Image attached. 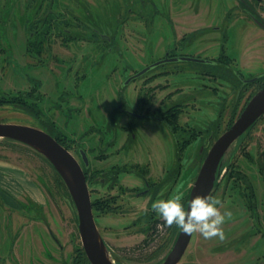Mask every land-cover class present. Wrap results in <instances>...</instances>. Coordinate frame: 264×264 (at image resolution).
Segmentation results:
<instances>
[{
	"label": "rangeland",
	"instance_id": "obj_1",
	"mask_svg": "<svg viewBox=\"0 0 264 264\" xmlns=\"http://www.w3.org/2000/svg\"><path fill=\"white\" fill-rule=\"evenodd\" d=\"M231 1L0 0V96L31 94L27 101L40 112L7 103L0 105V123L47 133L45 124L55 127L82 165L79 150L86 152L94 217L115 264L164 259L176 225L154 226L163 220L153 202L183 193L187 205L211 146L264 86V30L243 14L226 19ZM168 51L222 65L179 61L128 83ZM226 69L260 78L240 91L237 75ZM121 107L173 114L178 151L165 125L128 116ZM229 161L212 193L221 212L231 211L224 238L194 232L179 264H264V116L232 146L224 164ZM243 174L255 189L254 214ZM143 179L150 191L139 194L147 190ZM67 197L41 154L0 138V264H83L75 206Z\"/></svg>",
	"mask_w": 264,
	"mask_h": 264
},
{
	"label": "water",
	"instance_id": "obj_2",
	"mask_svg": "<svg viewBox=\"0 0 264 264\" xmlns=\"http://www.w3.org/2000/svg\"><path fill=\"white\" fill-rule=\"evenodd\" d=\"M254 22L264 30V21L253 17ZM210 63V61L181 56L165 58L148 65L141 72L130 78L128 83L151 72L159 66L175 62ZM238 75V74H237ZM243 85L259 79H244L238 75ZM264 116V86L250 99L233 125L226 130L211 146L192 186L189 200L195 195L213 193L215 184L220 177V168L229 154L232 146ZM0 138L9 139L27 145L45 157L64 181L75 206L78 229L83 250L91 264H115L111 259L107 245L98 229L91 199L89 185L83 165L80 161L51 134L46 131L26 125L0 123ZM200 152L202 154L203 152ZM83 164L89 167L90 161L86 152L79 151ZM186 235L180 229L178 237L168 255L161 264H179L184 257L193 237Z\"/></svg>",
	"mask_w": 264,
	"mask_h": 264
},
{
	"label": "clouds",
	"instance_id": "obj_3",
	"mask_svg": "<svg viewBox=\"0 0 264 264\" xmlns=\"http://www.w3.org/2000/svg\"><path fill=\"white\" fill-rule=\"evenodd\" d=\"M220 206L221 199L209 194L195 195L185 207L183 193L157 199L152 204L153 210L168 226L175 224L186 235L199 232L205 239L224 238L222 225L226 217L231 216V211L221 212Z\"/></svg>",
	"mask_w": 264,
	"mask_h": 264
},
{
	"label": "flooded vegetation",
	"instance_id": "obj_4",
	"mask_svg": "<svg viewBox=\"0 0 264 264\" xmlns=\"http://www.w3.org/2000/svg\"><path fill=\"white\" fill-rule=\"evenodd\" d=\"M231 2H233V3H231ZM231 2H226V8L228 10V12L226 13V19L230 18V20H234V19L238 20V19H240V17H238L237 14H243L244 16H246L247 19H249L253 22H254L253 17H255L258 20L264 21V16L259 12V10L261 9L260 6L264 7V0H232ZM262 9H264V8H262ZM180 48L185 49L184 46H180ZM170 55H171V53L168 51L165 54V57L163 59H165L167 57L172 58V57L187 56V57H193V58H198V59L210 61V63H198L199 65H204V67L206 66L205 68L213 67L214 69H216L217 67L220 68L222 65V63L220 61L212 60L210 58H202V57H198V56L196 57V56H190V55H173V56H170ZM163 59H160V60H163ZM160 60H158V61H160ZM168 64H165V65H168ZM165 65H162V66H165ZM162 66H159V67H162ZM159 67H157L156 69H158ZM156 69H154V70H156ZM237 74L241 75L240 72H234V75H237ZM238 75H237V78L239 79ZM251 79H253V78H251ZM256 81H254V82H256ZM249 84H247V85H249ZM241 88H242V85H241ZM120 111H122V113L127 114L128 116H131V117H135V118L147 120V121H154V122L162 123L163 125H165L167 127V129L169 130V132L172 136V140H174V144H175L177 151H178L179 142H178V139L176 137L177 136L176 130L175 129L173 130L170 126H168L169 125L168 122L170 119H172L173 114H168V115L159 117V116L150 115V114H146V113H138V112H135L131 109L124 108V107H121ZM132 136L134 139H136V136L134 134H132ZM114 139L116 142V138H114ZM210 142H211V138L208 140L206 145H202L200 147V152L202 151V148L204 149L203 152L205 151L206 148H210V146H211ZM129 147H130V145L128 146L125 143L123 149L129 150L130 149ZM203 152H202V154H203ZM202 154L200 153V155H202ZM89 167H90V165H89ZM111 177H112V179L118 178L117 174H112V173H111ZM97 180H98L97 182H101L102 184L104 183V181H102L100 178ZM99 180H101V181H99ZM143 181L147 187V190H145L139 194H144V193L146 194L147 191H150V184L148 183V181L146 179H143Z\"/></svg>",
	"mask_w": 264,
	"mask_h": 264
},
{
	"label": "trees",
	"instance_id": "obj_5",
	"mask_svg": "<svg viewBox=\"0 0 264 264\" xmlns=\"http://www.w3.org/2000/svg\"><path fill=\"white\" fill-rule=\"evenodd\" d=\"M211 69H214L213 67H210ZM220 68H216V70H219ZM222 70V69H221ZM226 72H229V74L231 75V76H233V77H235V75H234V72L232 71V69H226ZM226 74V73H225ZM260 78V77H259ZM241 85H242V88L240 89V91H242L243 90V88L246 86V85H243V83L241 82ZM261 89V88H260ZM259 89V90H260ZM29 96H31V94H28V95H26V96H0V105H5V104H7V103H11V104H15V105H18V106H21V107H23V109H25L29 114H34L35 113V116L37 115L38 117L40 116V112H39V109L36 107V105L34 104V103H29L28 101H27V98L29 97ZM28 102V103H27ZM35 111V112H34ZM168 126H170L173 130H174V127H173V125H172V123L169 121L168 122ZM257 124V123H256ZM255 124V125H256ZM254 125V126H255ZM48 126V127H47ZM46 126V124L43 126V127H45L46 128V130L59 142V143H61L64 147H66L68 150H69V147L68 146H66V144L63 142V139H62V137L56 132L57 130L55 129V127L54 128H51V127H49V125H47ZM253 126V127H254ZM252 127V128H253ZM251 128V129H252ZM44 129V128H43ZM251 129H249V131L245 134V135H243L239 140H242L250 131H251ZM56 130V131H55ZM238 140V141H239ZM79 155H80V153H79ZM45 158V157H44ZM45 160L52 166V168L55 170V168L53 167V165L45 158ZM231 161H229V162H227L226 164H223V166L220 168V172H222V171H224V170H226V169H228V168H230V166H231ZM264 165V164H263ZM263 165H261V167H260V173H264V166ZM83 168H84V172H85V175H86V179H87V182H88V179H89V172L91 171V169H90V167H88V168H86L85 167V165L83 164ZM56 171V170H55ZM179 171H180V169L179 168H177L176 170H175V173L177 174H179ZM57 172V171H56ZM57 174H58V172H57ZM221 174V173H220ZM59 175V174H58ZM243 179H244V182H245V184L247 185V188H248V190L250 191V196H249V200H247V202L248 203H250V204H248L247 205V207H248V210L251 212V213H253L254 214V212L256 213V208H257V199H256V193H255V189H254V187H253V184L250 182V180L247 178V176L245 175V174H243L242 176H241ZM59 178H60V180H61V182L63 183V185L65 186V189L67 190V194H68V203H69V201H70V203H71V205L74 207V204H73V201H72V199H71V195H70V193H69V191H68V189H67V187H66V185H65V183H64V181L62 180V178L60 177V175H59ZM90 179L91 180H93V181H95V182H97L96 181V179H94V176H93V179H92V177H90ZM218 184H219V177H218V179H217V181H216V184H215V188L218 186ZM191 192V191H190ZM189 196H190V194H189ZM189 198V197H188ZM189 200V199H188ZM188 202V201H187ZM247 204V203H246ZM92 205H93V202H92ZM93 207H94V205H93ZM185 207H187V205H185ZM75 218H76V220H77V217H76V214H75ZM78 221V220H77ZM165 223L164 221H160V220H156L155 222H154V226H157L158 225V223ZM173 226V225H172ZM174 231H175V234H176V236H175V238L177 239V237H178V234H179V231H180V228L178 227V226H175L174 227ZM176 239L174 240V243H175V241H176ZM174 243H173V245H174ZM173 247V246H172ZM171 250V249H170ZM78 251H79V253H78V258H77V261L79 260V258H80V261H82L83 262V264H90L89 263V260H88V258H87V256H86V254H85V252H84V250L81 248V249H78ZM170 252V251H169ZM168 252V253H169ZM168 255V254H167ZM166 255V256H167ZM165 256V257H166ZM165 257H164V259H165ZM164 259H162L158 264H161L162 262H163V260ZM77 263V262H76Z\"/></svg>",
	"mask_w": 264,
	"mask_h": 264
}]
</instances>
